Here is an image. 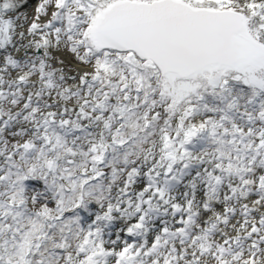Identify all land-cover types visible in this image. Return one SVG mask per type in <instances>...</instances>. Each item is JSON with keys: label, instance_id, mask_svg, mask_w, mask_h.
I'll use <instances>...</instances> for the list:
<instances>
[{"label": "snow or ice", "instance_id": "snow-or-ice-1", "mask_svg": "<svg viewBox=\"0 0 264 264\" xmlns=\"http://www.w3.org/2000/svg\"><path fill=\"white\" fill-rule=\"evenodd\" d=\"M0 264H264V0H0Z\"/></svg>", "mask_w": 264, "mask_h": 264}]
</instances>
